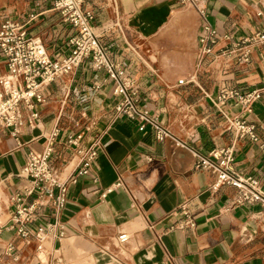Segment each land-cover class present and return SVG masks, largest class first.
<instances>
[{
    "label": "crops",
    "instance_id": "obj_1",
    "mask_svg": "<svg viewBox=\"0 0 264 264\" xmlns=\"http://www.w3.org/2000/svg\"><path fill=\"white\" fill-rule=\"evenodd\" d=\"M54 3L0 0V25L7 18L25 24L51 58H63L72 48L76 29L63 20ZM85 6L94 11L99 30L120 22L123 33H105L110 58L136 78L140 107L170 129L177 142L157 140L150 124L141 130V120L119 115L113 80L90 59L44 86V100L35 104L39 118L34 126L23 106L25 123L16 137L0 128L2 263L39 264L41 259L47 264H264L260 205H234L238 189L230 184L214 188L218 174L198 168V158L182 145L206 156L233 147L231 169L256 177L264 189V93L250 113L231 108L255 125L257 141L228 131L211 99L224 84L264 87V43L251 47L248 63L221 55L197 67L205 19L218 30L214 51L221 54L228 44L262 28L264 0H85ZM226 34L232 39H225ZM7 72L0 57V75ZM56 125L60 134L52 164L61 179L69 177L80 160L77 148L68 143L70 135L83 132V149L96 139L101 146L94 171L68 185L67 203L59 214L52 205L37 211L34 230L57 217L66 227L64 239L48 237L40 251L34 235L28 241L11 228L17 208L13 198L20 195L30 204L37 197L27 195L31 182L21 170L31 152L44 149ZM96 174L99 180L94 182ZM119 179L130 193L121 187L107 190ZM183 204L195 227L183 226ZM121 234L128 237L124 242ZM9 243L16 245L17 260L6 252Z\"/></svg>",
    "mask_w": 264,
    "mask_h": 264
},
{
    "label": "built area",
    "instance_id": "obj_2",
    "mask_svg": "<svg viewBox=\"0 0 264 264\" xmlns=\"http://www.w3.org/2000/svg\"><path fill=\"white\" fill-rule=\"evenodd\" d=\"M54 9L61 13L66 23L76 29V34L70 39L72 48L63 58H51L42 40L39 37L30 36L25 24L7 18L0 25V57L5 61L8 69L6 74L0 75V128L10 129L11 135L16 137L25 123L23 106L30 111V124L34 126L35 120L39 118L35 104L44 100L42 88L90 59L95 69L105 70L113 80V93L119 97L115 110L119 115L141 120L139 127L141 130L150 124L157 140L172 138L177 142V138L170 129L164 126L155 115H151L146 109L140 107L136 78L121 63L110 58L111 51L104 41L105 33L113 32V30L123 33L120 22L115 20L103 27V30H99L93 23L95 13L85 6V0H55ZM200 11L205 17L204 10L200 9ZM224 37L227 40L232 39L230 34ZM219 39L218 30L205 19L198 40L197 67L208 62H215L221 55H224L226 59L234 57L239 63H248L251 47L254 44L264 43V21L260 30L228 44L221 54L214 51V46ZM195 76L196 74L190 81H193ZM179 83H185V79H180ZM263 93L264 87L244 89L224 84L211 99L221 117L226 121L228 131H234L237 138L248 136L257 141L255 125L242 117L240 113H232L231 108L238 107L243 112L250 113L254 103L262 97ZM59 134L60 129L56 125L47 136L44 149L41 152H31L21 170V175L31 182L26 189L27 195L36 194L37 197L30 204L25 203L20 195L13 198L17 202V208L16 214L11 219V228L28 241L34 235L39 240L37 249L40 251L44 249L43 242L46 238L64 239L66 227L57 217L53 222L41 225L34 230L32 225L37 220V211L52 205L59 214L67 203L68 185L77 183L79 178L89 176L94 171V162L101 146L100 139H96L88 149H83L80 147L83 132L70 135L68 143L77 148L80 160L70 176L61 179L52 164L55 142ZM179 144L181 145V142ZM182 145L190 149L198 158V168L213 170L218 174L214 188L222 184H230L238 189L234 205L258 204L264 211V189L261 181L254 176L236 173L230 167L234 160L233 147L223 148L214 151L212 156H206L185 143ZM93 180L94 182L99 180L97 174ZM115 187H121L130 193L121 179L107 190ZM181 211L185 216L182 221L183 226L195 227L196 222L192 219L187 204L181 206ZM127 238L126 234L119 236L121 242ZM6 252L14 260L19 258L14 243L8 244ZM0 264H3L1 255ZM39 264L47 263L39 259Z\"/></svg>",
    "mask_w": 264,
    "mask_h": 264
},
{
    "label": "bare ground",
    "instance_id": "obj_3",
    "mask_svg": "<svg viewBox=\"0 0 264 264\" xmlns=\"http://www.w3.org/2000/svg\"><path fill=\"white\" fill-rule=\"evenodd\" d=\"M137 52V51H136ZM137 54H139V52H137ZM139 56H140V54H139ZM140 58L142 59V56H140ZM70 168V167H69Z\"/></svg>",
    "mask_w": 264,
    "mask_h": 264
}]
</instances>
